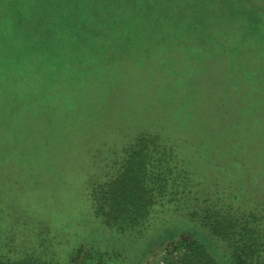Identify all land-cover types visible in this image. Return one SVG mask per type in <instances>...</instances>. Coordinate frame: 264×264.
Segmentation results:
<instances>
[{"label":"rangeland","instance_id":"1","mask_svg":"<svg viewBox=\"0 0 264 264\" xmlns=\"http://www.w3.org/2000/svg\"><path fill=\"white\" fill-rule=\"evenodd\" d=\"M248 1L243 11L235 9L223 12L224 18L218 27L220 31L213 33L214 29L207 30L208 32L205 30L206 27H214L219 21L208 23L204 20L211 12L202 13L200 17L190 14V22L185 24L190 27L200 26L201 33H208V38L213 43L219 39L228 48L233 49V44L236 45L239 49L237 52L262 54L264 45L260 48L252 44V41L239 44V37L244 38L241 35L244 29L255 32V0ZM257 1L261 3L263 0ZM199 20L202 21L201 24L198 23ZM233 50L230 54H235ZM230 51L231 49L227 50ZM23 56L21 54L19 57ZM29 57L26 55L20 58V64L5 74L4 81L0 84V101L11 97L18 88L23 92L24 86H30L29 81L25 80L26 73L30 75V72L35 71ZM242 62L243 60L240 64ZM184 64L179 59L177 66L183 68ZM141 71L138 74L133 71L131 76H127L110 70L107 73L80 75L74 81L67 77V72H58L59 74L46 79L61 84L56 88L52 86L55 89L51 93L39 94L42 97L36 105V99L32 105H0V125L4 124L3 127L0 126V135L7 138L15 136V139H20L19 136L28 134L26 132L33 133L34 137H46L50 133L47 132L48 122H55L51 124V130L60 125L54 131L57 136L55 140H51V149L47 147L40 150V145L36 149L42 151L40 154L45 159L44 163L19 150H7L4 151L5 154H0V167L6 166L10 170L11 180H16L13 186L5 184L9 194L15 191L11 198H15L16 202L0 207V264H185L180 253H171L170 249L178 251L176 245L179 240L199 239L198 229L207 233V246L220 264H227L218 256L228 250L224 241L212 235L209 239V229L190 217L193 210L181 208L179 197L172 203H168L167 198L156 201L150 217L127 232L118 229L121 223L107 222V216L100 210V204L104 200L94 198V187L118 174L123 162L124 145L132 143L139 136L140 129L151 123L146 117L150 100L145 98L138 104V99L144 95L147 97L148 85L144 86L143 83L152 78L148 77L145 68ZM253 72L256 74L258 70L254 69ZM104 79L113 84V93L110 95L105 92L101 94L100 82ZM140 81L143 85H136ZM256 85L258 91L264 90V76ZM244 88L249 90L250 100H243V103L252 104L255 87ZM68 89L81 93L79 105H64ZM54 94L60 102L54 106L62 108L56 119L51 118V105L48 109V105H41L42 101L51 99L50 96ZM171 94L163 93L161 89H157L155 97L150 93L154 99L153 105L166 104V97H174V104L168 106L176 111V122L170 128V135L164 136L169 139L168 145L174 147L173 155L178 156L177 159L172 158L176 167L172 168V172L161 173L160 178H174L177 187L187 188L188 184V190L194 185H197L196 190L209 187L214 192L219 189L225 196L224 201L220 205H209L203 211L214 213L221 210L224 215L237 221V225L246 232H249L251 226L253 229L257 226L256 234L248 233L246 236L256 238L255 244L252 239L253 249L258 248L256 255L262 254L259 260L264 264V163L261 158H255L259 152L264 155V132L262 135H255V127L258 126L255 121V105L241 106L238 114H230L225 109L224 121L229 123L230 130L226 134L227 144L220 146L222 137L217 134L210 133L206 138L198 136L199 141L204 139L201 142L203 147L200 144L197 153L193 147H197L196 136L191 135L194 131L188 132L182 126L190 122L194 124L198 117L204 118L205 114L197 101L195 104L190 101L189 108L183 109L186 104L179 102L178 96ZM95 105L99 110L89 113L90 107H96ZM21 106L27 114L11 117L19 113L18 108ZM260 106L264 108V105ZM65 107L69 110L84 107L86 113L76 115L78 117L74 120V113L78 111H64ZM260 119L264 123V115ZM163 123L169 125L164 119ZM17 124L21 132L17 128L14 135L9 129L17 127ZM67 125L75 127L70 133L62 134L64 130L61 127ZM148 128L159 131L161 125ZM238 129H243V132ZM201 134L203 135L202 132ZM69 139L72 141L66 143ZM2 140L0 137V143ZM106 207L107 205L105 210ZM247 239L251 240V237L244 240ZM173 241L176 243L173 244ZM250 257L255 264V250L250 253Z\"/></svg>","mask_w":264,"mask_h":264},{"label":"trees","instance_id":"2","mask_svg":"<svg viewBox=\"0 0 264 264\" xmlns=\"http://www.w3.org/2000/svg\"><path fill=\"white\" fill-rule=\"evenodd\" d=\"M248 2V0H233L232 3L231 0H0V84L4 81L5 74L20 64V58L26 55L30 56L35 71L30 72V75L26 73L25 80L29 81L30 86H24L23 92L18 88L11 97L0 101V105L14 103L32 105L35 99L36 105L42 97L39 94L51 93L55 86L61 84L46 79L58 72H67V77L74 81L80 75L107 73L110 70L131 76L133 71L138 74L145 68L152 80L148 79L143 83L144 86L148 85V95L138 99V104L142 99L150 100L146 117L151 123L140 129L139 136L132 143L124 145L123 162L118 174L104 184L94 187V198L104 200L100 204L101 212L107 216L108 223L111 224V221L121 223L118 229L127 232L150 217L156 201L167 198V202L172 203L179 197L181 208L193 210L190 217L209 229V239L212 235L224 241L228 250L223 255H218L224 263L254 264L250 253L255 250V264H262L263 261L259 260L262 254L257 256L258 248L253 249L256 238L246 236L248 233L256 234L257 226L255 229L251 226L249 232H246L237 225V221L224 215L221 210L216 209L218 212L214 213L203 211L208 209L209 205H220L219 203L224 201L225 196L219 189L214 192H211L209 187L196 190L197 185H194L188 190V184L187 188L177 187L174 178L169 180L160 178L161 173L167 174L176 167L174 162L172 163V158L177 159L178 156L173 155L174 147L168 145L169 139L164 137L170 135V128L176 122L174 113L176 111L172 106H168L174 104V97H166L168 99L166 104L153 105L154 99L150 95L153 93L155 97L157 89H161L163 93H172L171 96H178L179 102L186 104L183 109L189 108L190 101L193 104L196 101L199 103L202 113L205 114L204 118L198 117L194 124L190 122L182 126L188 132L194 131L191 135L196 136L197 147L195 145L193 147L197 153L204 139L199 141L198 136L206 138L210 133L217 134L222 137L219 145L227 144L226 134H229L230 130L229 123L224 121L225 109L230 111V114H238L241 106L254 104L255 121L258 123L255 135H262L264 125L261 124L264 123L260 118L264 115V108L260 105H264V90L258 91L256 84L264 76L262 65L264 53L258 55L253 52L245 54L237 52L239 49L236 45L233 44L235 51L219 39L213 43L208 38V33H201L200 26L190 27L185 24L190 22L191 16L188 17L190 14H196L198 17L202 13L211 12V15L207 13L208 17L204 20L208 23L219 21L214 27H206L205 30L214 29V33L222 23L223 12L227 10L232 12L235 9L243 11ZM201 20L198 21L199 24ZM263 22L264 0L261 3L255 0V32L244 29L241 33L244 38L239 37V44L252 41L255 46H263ZM209 37L211 38L210 35ZM229 49L231 51L227 52ZM232 50L235 54H230ZM21 54L24 56L19 57ZM179 59L185 63L183 68L177 66ZM254 69L258 70L256 74L253 72ZM140 83L141 81L136 85ZM66 84L67 82L64 86ZM112 85L106 79L100 82L101 94L104 92L112 94ZM250 86L255 87L253 103L245 104L243 100H250V95L249 90L244 87ZM96 88L98 90L99 85ZM80 95L78 90L68 89V98L66 104L64 102L63 104L79 105L82 99ZM50 97L51 99L42 101L41 105H48L47 109L51 105V118L56 119L62 108L54 106L60 104L55 94ZM95 106L97 108L90 107L89 113L99 110V107ZM192 106L196 108L195 105ZM18 110L19 113L11 117L27 114L22 106ZM72 110L78 111L74 113V120L78 117L76 115L86 113L84 107ZM72 110L65 107L64 111ZM143 117L145 118V115ZM163 119L169 125H165ZM48 124L47 132L50 133L46 137H34L30 132H26L28 133L26 136H19L20 139L0 135L3 139L0 143L2 148L0 154H5L4 151L7 150H19L24 155L44 163L45 159L40 154L42 151L36 149L39 145L40 150L47 147L51 149V140H55L57 136L54 131L60 128V125L58 127L56 125L51 130V124L55 122ZM160 125L159 131H151L148 128L153 126L157 128ZM74 127L62 126L61 129L64 130L62 134L70 133ZM17 128L18 132H21L18 124L9 130L15 135ZM238 131L243 132V129ZM71 141L69 139L66 143ZM262 142L264 143V140ZM211 148L213 150L212 146ZM255 158L256 160L261 158L264 163V155L260 152ZM9 172L6 166L0 167L1 208L6 203L16 202L15 198H11L15 191L9 194L5 189V184L13 186V182L16 181L11 180ZM197 234L199 239L179 240L176 245L178 251L170 249V252L180 253L185 264H220L213 255L214 252L207 246L209 242L206 243L205 230L198 229ZM247 237H251V240H244ZM175 243L176 241H173V244ZM81 252L80 250L79 253Z\"/></svg>","mask_w":264,"mask_h":264}]
</instances>
